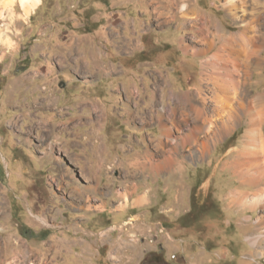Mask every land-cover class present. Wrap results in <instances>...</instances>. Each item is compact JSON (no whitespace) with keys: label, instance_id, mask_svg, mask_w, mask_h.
<instances>
[{"label":"rangeland","instance_id":"1","mask_svg":"<svg viewBox=\"0 0 264 264\" xmlns=\"http://www.w3.org/2000/svg\"><path fill=\"white\" fill-rule=\"evenodd\" d=\"M214 24L224 32L239 25L217 0H40L30 12L0 0V264L21 260L17 252L22 264H141L159 251L171 264L264 261L249 241L262 210L229 205V193L248 189L223 168L244 124L202 160L200 133L174 167L161 168L173 130L185 136L193 126L181 119V97L213 92L199 82L213 57L192 51L205 48L200 38L215 34ZM258 72L251 96L264 89V66ZM92 108L103 114L97 134L84 120L96 116ZM100 146L99 180L87 184L80 172L88 176V161L98 170ZM137 156L142 166L129 167ZM142 194L145 202L133 204Z\"/></svg>","mask_w":264,"mask_h":264},{"label":"bare ground","instance_id":"2","mask_svg":"<svg viewBox=\"0 0 264 264\" xmlns=\"http://www.w3.org/2000/svg\"><path fill=\"white\" fill-rule=\"evenodd\" d=\"M217 1L221 3V7L226 15L239 24L238 29L236 32H224L221 29L218 30V26L214 24L215 34L210 36L211 38H200L201 42H205L203 44L205 48L202 46V48L192 51V54L195 56L213 57L210 61H204L203 72L201 71L199 79L203 89L204 87H209L213 92L209 98L202 95V92L199 93V89L195 90L194 93L188 92L185 95L182 94L181 104H183V108L185 107L186 111L183 112L184 114H182L181 119L185 122L186 126L190 122L188 120L192 119L193 126L185 136L182 134V127L173 130L176 132V142L166 159L162 161L161 168L173 167L175 165V162L172 161L173 156L187 142L195 141L200 133H203L205 137L201 142L196 144V148L199 154L198 158L202 160L205 154L210 153L211 146H215L217 142L223 139L224 135H227L238 125L244 124L246 128L242 135L240 148L236 151V155L232 161L223 164V168L231 171L237 178L239 188L248 189L245 191L235 190V192L229 193V205H235L239 211H249V213L254 212L258 208L262 210V214L259 217L257 216L255 220L256 234L249 238L250 243L255 248L256 256L262 259L264 258V89L261 93L257 95L252 94L253 96H251L248 87L251 84V77L254 72L257 70L260 74L264 66V22H262L261 15H258L259 6L264 5V0ZM19 2L26 12H30L39 4L40 0H19ZM199 32L204 36L209 33L207 28ZM1 39L2 43L7 42L6 36H2ZM214 43H216L215 46ZM180 45L184 46L185 44L181 43ZM218 47H221V50L217 51ZM195 98L201 99L198 104L193 103ZM207 103L211 104L213 109L210 106L207 108ZM92 106L94 107V104ZM93 110L96 116L94 118L88 117L84 120L85 124H93L90 131L93 134H97L101 130L100 126L103 114L102 110L99 111L96 108ZM204 111L208 113L206 112L205 115ZM210 116L212 117L211 119ZM163 118V115H159L157 121L160 123L158 124L162 132L164 131L167 134L166 125L162 124ZM213 118H215V121L212 120ZM171 124L176 125L174 121ZM170 137L172 138L173 136L169 135V139ZM76 144L83 148L85 147L84 144L82 145L79 142ZM155 146L157 149H160L163 144L160 141ZM103 155L104 152L101 146L96 153H93V158H98V170L94 169L92 162L88 161L85 163L90 177L88 178L80 172L85 183L89 184L91 180H99L103 163L101 158ZM142 160L140 156L135 157L134 161L129 164V167L140 168ZM71 161L72 163L75 162ZM86 190L92 191L94 188L88 185ZM130 195H132V192ZM121 197L125 201H128L127 194ZM145 198L146 195L142 194L133 200V204H143ZM17 254L21 260L14 258L8 264H22L25 256L21 252H17ZM263 262L261 261L262 264ZM257 263L261 264L260 262Z\"/></svg>","mask_w":264,"mask_h":264},{"label":"trees","instance_id":"3","mask_svg":"<svg viewBox=\"0 0 264 264\" xmlns=\"http://www.w3.org/2000/svg\"><path fill=\"white\" fill-rule=\"evenodd\" d=\"M190 213V212H189ZM141 264H171L170 261H167L163 256L162 252L153 253L146 260H144Z\"/></svg>","mask_w":264,"mask_h":264},{"label":"crops","instance_id":"4","mask_svg":"<svg viewBox=\"0 0 264 264\" xmlns=\"http://www.w3.org/2000/svg\"><path fill=\"white\" fill-rule=\"evenodd\" d=\"M173 167H174V166H173ZM166 168H169V167H166ZM170 168H171V167H170ZM176 169H178V168H176ZM87 177L90 178L89 175H88Z\"/></svg>","mask_w":264,"mask_h":264},{"label":"water","instance_id":"5","mask_svg":"<svg viewBox=\"0 0 264 264\" xmlns=\"http://www.w3.org/2000/svg\"><path fill=\"white\" fill-rule=\"evenodd\" d=\"M60 87L62 88V87H64V85H63V84H61V85H60Z\"/></svg>","mask_w":264,"mask_h":264}]
</instances>
